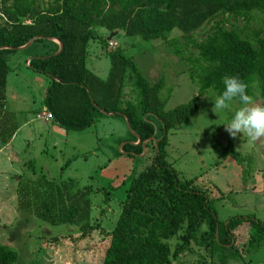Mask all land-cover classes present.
<instances>
[{
  "label": "trees",
  "instance_id": "obj_1",
  "mask_svg": "<svg viewBox=\"0 0 264 264\" xmlns=\"http://www.w3.org/2000/svg\"><path fill=\"white\" fill-rule=\"evenodd\" d=\"M256 11L264 12V0H0V46H22L35 35L63 42V49L55 54L60 43L37 39L35 43L48 40L56 47L33 56L29 63L50 79L44 102L60 127L70 131L92 125L97 113L104 114L98 105L108 113L121 112L129 118L133 131L141 136V141L131 147L136 154L144 151L145 141L155 150L151 164L129 177L119 217L114 227L105 231L110 241L101 264H178L176 260L193 245L207 252L210 262L206 264H233L242 261L245 252L264 245V220L254 213L220 219L215 198L195 178L179 176L168 160L167 149L169 132L198 111L207 90L219 95L226 75L243 80L250 95L258 91L264 104L262 28L228 27L222 19L213 24L203 41L191 40L192 32L220 14L249 23ZM99 28L116 35L122 30L126 36L145 40H170V34L180 31L187 45L192 42L198 50L197 56L189 58L190 77L200 84L198 95L166 109L170 96L161 95L165 79L149 81L133 57L120 48L108 49V76L96 74L88 67L87 56L92 39L104 40ZM174 46L176 54L181 55V49ZM15 50L0 49V115L4 116L8 113L3 110L11 71L9 60ZM130 77L136 94L128 98L125 86ZM4 116L0 117V126ZM16 129L5 126L0 131L2 141L7 142ZM213 147L224 159L242 161L232 141L216 142ZM24 183L18 191L21 206L40 219L79 225L81 240L100 226L90 221L92 202L87 194L93 191L92 186L70 193L65 186L61 188L42 176L30 177ZM105 192L107 200L110 193ZM244 228L247 240L240 244L237 235ZM175 237L172 248L170 240ZM18 259L17 250L0 243V264H16Z\"/></svg>",
  "mask_w": 264,
  "mask_h": 264
},
{
  "label": "rangeland",
  "instance_id": "obj_2",
  "mask_svg": "<svg viewBox=\"0 0 264 264\" xmlns=\"http://www.w3.org/2000/svg\"><path fill=\"white\" fill-rule=\"evenodd\" d=\"M222 19L228 27L264 30V12L256 11L249 23L220 14L192 32L191 40L203 41L211 33L213 24ZM98 30L104 40L90 41L87 65L101 77L110 71L108 41L113 39L117 42L113 49L120 48L133 57L149 81L165 79L161 95L170 96L166 109L198 95L200 84L190 77L189 61L198 55V50L192 42L187 45V39L180 31L170 34V40H145L140 36H126L122 30L109 39V31ZM173 37L176 41H171ZM51 43L37 41L35 47ZM175 44L181 49V55L176 54ZM47 48L51 50L49 46ZM32 56H35L34 48L17 49L9 60L7 109L21 119L31 116V106L37 109L43 103L44 90L38 82L39 76L48 80L43 73L27 65V58ZM125 91L128 98L136 94L133 78H128ZM216 96L212 89L207 90L200 98L198 111L169 132L168 160L182 179L195 178L196 183L215 198L220 219L254 213L264 220V138L255 142L242 134L232 138L222 123L231 118L240 106L239 102L233 101L231 109L217 115L212 111L214 101L211 100ZM253 97L262 104L258 91ZM50 132L44 129L36 132L30 145L20 153L23 154L22 161L9 169L6 178L0 176V243L18 251L16 264H101L110 241L105 231H110L119 217L121 200L126 198L130 184L129 177L151 164L155 150L151 143L140 154L131 149L138 138L122 115L97 113L95 123L81 130H70L66 139L56 134L52 136ZM229 141L241 152L242 161L233 157L224 159L213 147L216 142L228 144ZM129 167L132 169L128 170ZM39 176L56 181L70 193L92 186L93 191L87 194L92 202L90 221L100 226L81 240L79 225L52 224L22 208L19 186L26 179ZM105 190L110 193L107 200ZM237 236L243 244L247 240L245 228ZM170 242L172 248L175 247L177 238ZM201 260L202 264L210 262L207 252L193 245L176 262L199 264ZM233 264H264V245L245 252L242 261H233Z\"/></svg>",
  "mask_w": 264,
  "mask_h": 264
},
{
  "label": "crops",
  "instance_id": "obj_3",
  "mask_svg": "<svg viewBox=\"0 0 264 264\" xmlns=\"http://www.w3.org/2000/svg\"><path fill=\"white\" fill-rule=\"evenodd\" d=\"M52 41L59 43L56 40H52ZM35 44L36 43H34L33 45H31L30 47L25 49V50H27V49L31 48V50H32L34 48L35 56L46 54L47 51H50L47 48L48 46H49V48H51V50L55 46V44L53 42L51 44H49L48 46L44 45V46H40V47H35ZM20 50H22V49H20ZM32 57L27 58V60H26L27 65L29 64L28 62L31 60ZM8 76H9V74H8ZM107 76H108V74H107ZM107 76H105V77H107ZM105 77H103V78H105ZM39 80L40 81H38V82L40 83V86H42L43 90H44L42 93L43 103H42L41 107L37 108V109H33V106H31L30 111L32 110L31 111L32 114L30 117L27 115L24 117V119L18 118V115L16 113H14V111L9 112V110L7 109V104L4 107L3 112L7 110L6 112H8L7 113L8 120L5 121L7 115H5V116L3 114L0 115V117H3V116L5 117L4 122L0 126V131L2 129H4L5 126H9V128L10 127H16L17 128L7 142H3L2 138L0 136V176H5V178L7 177V175L10 172L9 169L14 167L16 162L22 161V159H23L22 155L23 154H20V153L23 151V148H26L30 145L34 134L36 136V132L38 133L39 130H41V129L50 130L51 131L50 133L52 136H54V134H56L58 136H62V138H64V139H66L69 135V131L63 132V130L65 131V129L60 127L53 120L54 118L51 120H47L44 118H38L37 117L38 112H41V111H44L47 109L46 104L44 102V93L50 84L49 78H48V80H46L45 78L39 76ZM7 84H8V79H7ZM6 92H7V87H6ZM109 115H121V114H109ZM122 116L125 118L124 115H122ZM146 151H148V150H146ZM129 169H132V168L129 167L128 170Z\"/></svg>",
  "mask_w": 264,
  "mask_h": 264
},
{
  "label": "clouds",
  "instance_id": "obj_4",
  "mask_svg": "<svg viewBox=\"0 0 264 264\" xmlns=\"http://www.w3.org/2000/svg\"><path fill=\"white\" fill-rule=\"evenodd\" d=\"M224 88L214 99L212 111L219 115L227 109H231L232 102L238 101L230 119L222 123L225 131L232 138L242 134L250 142L264 138V104L257 103L254 97L248 93L247 84L238 76L226 75L223 77Z\"/></svg>",
  "mask_w": 264,
  "mask_h": 264
},
{
  "label": "water",
  "instance_id": "obj_5",
  "mask_svg": "<svg viewBox=\"0 0 264 264\" xmlns=\"http://www.w3.org/2000/svg\"><path fill=\"white\" fill-rule=\"evenodd\" d=\"M117 33L116 32H112L109 36H108V38L109 39H111V38H113L115 35H116ZM41 38H43V39H49V40H56V41H58L59 43H60V49L58 50V52H56L55 54H57V53H59L62 49H63V42L62 41H60L59 39H57V38H53V37H49V36H45V35H35L33 38H31L25 45H22V46H12V45H2V46H0V49H4V48H14V49H26V48H28V47H30L31 45H33L34 43H35V41L37 40V39H41ZM91 99H92V101L94 102V99H93V97L91 96ZM99 109H100V111H102L104 114H114V113H108V112H106L104 109H102V108H100L98 105H96ZM118 114H121V112H118ZM125 116V118H126V121H127V125H128V127H129V129L133 132V134L138 138V142L137 143H139L140 141H141V136L138 134V133H136L135 131H133V129H132V127H131V123H130V120H129V118L126 116V115H124ZM145 142H147V141H145ZM145 142H144V148H146V144H145Z\"/></svg>",
  "mask_w": 264,
  "mask_h": 264
},
{
  "label": "built area",
  "instance_id": "obj_6",
  "mask_svg": "<svg viewBox=\"0 0 264 264\" xmlns=\"http://www.w3.org/2000/svg\"><path fill=\"white\" fill-rule=\"evenodd\" d=\"M108 43H109V46H108L109 49H113V48H115V47H116V44H117V42H116L115 40H113V39L109 40ZM28 63H30V61H29ZM37 117H38V118H44V119H47V120H51V119H53V114H52V112L47 108V109L44 110V111L38 112V113H37Z\"/></svg>",
  "mask_w": 264,
  "mask_h": 264
}]
</instances>
